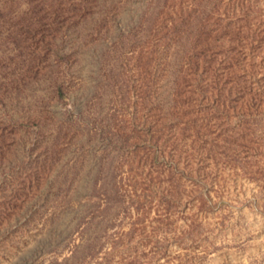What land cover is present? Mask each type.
<instances>
[{"label":"rangeland","instance_id":"374dc122","mask_svg":"<svg viewBox=\"0 0 264 264\" xmlns=\"http://www.w3.org/2000/svg\"><path fill=\"white\" fill-rule=\"evenodd\" d=\"M0 264H264V0H0Z\"/></svg>","mask_w":264,"mask_h":264}]
</instances>
